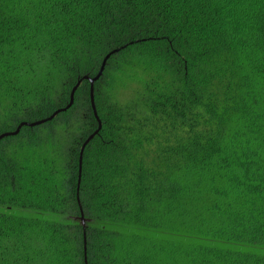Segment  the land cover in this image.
<instances>
[{
	"label": "trees",
	"instance_id": "1",
	"mask_svg": "<svg viewBox=\"0 0 264 264\" xmlns=\"http://www.w3.org/2000/svg\"><path fill=\"white\" fill-rule=\"evenodd\" d=\"M80 80L0 140V264H264V0H0V135Z\"/></svg>",
	"mask_w": 264,
	"mask_h": 264
},
{
	"label": "water",
	"instance_id": "2",
	"mask_svg": "<svg viewBox=\"0 0 264 264\" xmlns=\"http://www.w3.org/2000/svg\"><path fill=\"white\" fill-rule=\"evenodd\" d=\"M119 50H114L112 52H110L108 55L105 56L104 60L102 61V65L100 67V70L98 72V74L94 77V78H89L87 76L83 77L82 80H85V81H88L89 83V100H90V107H91V110L93 112V115H94V118L96 119L97 123H98V128L97 130L92 134L90 135L87 140L84 142V144L82 145L81 147V150H80V154H79V159H78V183L80 181V174H81V164H82V154H83V151H84V148L86 147L87 143L95 136L98 134L100 128H101V123L97 117V113H96V109H95V105H94V98H93V85L94 83L101 77L102 75V72L104 70V67H105V64H106V61L109 59L110 56H112L113 54L117 53ZM78 81L77 84L75 85V87L71 90L70 92V97H69V103L67 104V106L65 108H62V109H58L56 110L50 117L44 119V120H40V121H37V122H33V123H21L17 129L15 130V132L13 133H4L2 135H0V140L6 138V137H11V136H15L19 130L22 128V127H35V126H39V125H42L43 123H46V122H49L50 120H52L55 116H57L59 113H63L65 111H67L73 104V100H74V94H75V91L77 90V88L79 87L81 81ZM82 225H83V222H82ZM84 251H85V240H84Z\"/></svg>",
	"mask_w": 264,
	"mask_h": 264
}]
</instances>
